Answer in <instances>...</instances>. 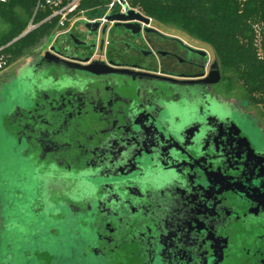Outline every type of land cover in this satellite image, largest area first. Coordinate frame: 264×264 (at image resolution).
Here are the masks:
<instances>
[{
	"label": "flooded vegetation",
	"instance_id": "flooded-vegetation-1",
	"mask_svg": "<svg viewBox=\"0 0 264 264\" xmlns=\"http://www.w3.org/2000/svg\"><path fill=\"white\" fill-rule=\"evenodd\" d=\"M140 15L58 30L2 81L32 91L1 106L34 206L84 227L64 264H264V114L206 44Z\"/></svg>",
	"mask_w": 264,
	"mask_h": 264
},
{
	"label": "trees",
	"instance_id": "trees-1",
	"mask_svg": "<svg viewBox=\"0 0 264 264\" xmlns=\"http://www.w3.org/2000/svg\"><path fill=\"white\" fill-rule=\"evenodd\" d=\"M112 0H86L87 17H102ZM131 8L152 18L157 24L184 32L210 46L231 80L240 83L248 101L264 109L263 56L257 45V28L264 26V0H127ZM38 0H10L0 3V18L6 28L0 31V57L6 66L30 54L55 30V24L42 23L45 13L38 12L41 25L26 36Z\"/></svg>",
	"mask_w": 264,
	"mask_h": 264
},
{
	"label": "rangeland",
	"instance_id": "rangeland-1",
	"mask_svg": "<svg viewBox=\"0 0 264 264\" xmlns=\"http://www.w3.org/2000/svg\"><path fill=\"white\" fill-rule=\"evenodd\" d=\"M5 28L6 25L0 18V31H4ZM54 37L55 34L51 35L49 40ZM206 49L211 55H215L214 50L207 44ZM18 67L19 61L0 74V221H3L0 224V240L2 238V242H5L0 248V264H31L30 255L38 251L46 253L45 256L55 257L56 264H64L70 256L69 250L76 252L83 243L82 241L79 243L75 235L80 233L78 236L87 243V233L75 219H65V213L38 212L34 206L36 196L33 193L36 185H33L31 179L32 167L22 160L15 142L3 126L4 115L9 112L1 106L4 98L12 93L9 106L10 102L12 105L25 106L23 102L25 92L32 94V91L23 87L25 84L23 79L19 84L16 81V88H13L12 84L6 85L2 82L9 73H13L14 76ZM226 75L230 78L229 89L236 93L239 101L247 99L244 87L234 79L231 80V74ZM256 112L264 114V109L261 106L257 107ZM47 197L51 203L60 198L57 193ZM39 261L37 264L48 263L44 257Z\"/></svg>",
	"mask_w": 264,
	"mask_h": 264
},
{
	"label": "built area",
	"instance_id": "built-area-1",
	"mask_svg": "<svg viewBox=\"0 0 264 264\" xmlns=\"http://www.w3.org/2000/svg\"><path fill=\"white\" fill-rule=\"evenodd\" d=\"M10 0H0V3L5 4ZM86 0H38L36 12L31 20L26 32H31L37 29L41 23H36L35 18L38 12L45 13L46 16L42 23L55 24V30L52 35L58 30H66L68 26H74L78 21L86 20L89 24L97 23L107 24L108 19L114 14H126L128 11L142 14L139 10L131 8L127 0H112L106 8L105 14L100 18H88L87 10L84 8ZM25 32V33H26ZM257 45L260 48V54L263 56L262 46L264 45V26L257 28ZM3 48H0V52ZM6 63L0 57V69L5 68Z\"/></svg>",
	"mask_w": 264,
	"mask_h": 264
},
{
	"label": "water",
	"instance_id": "water-1",
	"mask_svg": "<svg viewBox=\"0 0 264 264\" xmlns=\"http://www.w3.org/2000/svg\"><path fill=\"white\" fill-rule=\"evenodd\" d=\"M134 16H138L139 18H144V17H141L142 15H138L136 14L135 12L133 11H128L125 15H115V16H111L109 18L110 21H116V20H120V19H134ZM89 26H93V27H98L99 24H94V25H91L89 24ZM30 32H26L24 33L22 37L26 36L27 34H29ZM211 79H210V82L211 83H219L221 81V73H220V70L217 69L216 71H214L213 73H211Z\"/></svg>",
	"mask_w": 264,
	"mask_h": 264
}]
</instances>
